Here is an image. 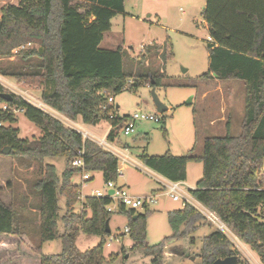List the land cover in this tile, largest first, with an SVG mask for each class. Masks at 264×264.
Returning <instances> with one entry per match:
<instances>
[{
	"label": "trees",
	"instance_id": "trees-1",
	"mask_svg": "<svg viewBox=\"0 0 264 264\" xmlns=\"http://www.w3.org/2000/svg\"><path fill=\"white\" fill-rule=\"evenodd\" d=\"M124 1L19 0L16 5L3 6L0 9V59L11 57V51L26 39L38 41L42 53L19 51L17 55H21L23 64L1 66L0 76L19 79L23 84L44 86L46 91L40 95L42 103L72 121L79 119L85 125L96 126L106 120L111 127L106 138L113 141L119 135L122 123L113 114L109 115L112 108L106 99L123 91L129 77L123 70L120 49L105 50L100 44L104 34L111 29L112 19L123 13ZM202 18L210 43L206 46L208 72L199 79L242 84L240 133L204 138L200 156L190 150L181 157L169 154L154 157L143 153L139 158L146 169L170 182H185L187 164L201 163V178L189 194L215 213L264 264V178H261L262 174L264 176V0H205ZM152 47L158 50L152 45L143 48L141 64L152 55ZM160 57L165 59V52ZM33 58L40 61V65L34 64L39 71L29 75L24 61ZM160 82L161 77L152 74L143 79V83H149L152 88ZM141 84L135 81L129 89H136ZM101 91L105 97L98 95ZM1 93L4 89L0 86ZM10 95L11 102L0 99L6 103V110L0 111V155L3 148L9 147L16 156L30 158L36 163L45 158H65L70 165L82 152L87 172L100 173L103 182L116 179L115 157L94 142L83 141L77 132L23 99ZM103 106L104 110L101 109ZM13 110L21 111L40 128L41 138L22 140L18 138V130L3 127L4 123H16ZM230 126L227 122L225 133L229 132ZM78 171L66 167L58 177L53 165L44 166L42 177L34 185L39 199V244L34 248L24 245L25 233L17 227L14 210L0 200V264H6L8 258L12 259L11 264H108L103 247L105 238L110 236L105 233V223L108 221L109 225L112 216L105 210L109 202L108 199L86 197L82 211L74 213L72 207L78 190L70 187L69 182ZM59 183L67 214L61 218L62 234L57 229ZM117 214L127 219V235L132 241L130 250L149 257L150 264H161L164 242L151 247L145 245L147 218L151 211L138 214L120 210ZM201 218L189 205L168 213L171 238H182L185 231L181 228H193ZM78 232L101 239L94 248L80 252L75 247ZM14 238H19V248ZM56 240L61 243L60 254L43 255L42 245ZM9 246H15L18 255L10 254ZM23 247L29 252H22L20 248ZM234 256L242 264L238 251L220 232L213 230L203 239L201 264ZM112 257L110 255V259Z\"/></svg>",
	"mask_w": 264,
	"mask_h": 264
},
{
	"label": "rangeland",
	"instance_id": "rangeland-1",
	"mask_svg": "<svg viewBox=\"0 0 264 264\" xmlns=\"http://www.w3.org/2000/svg\"><path fill=\"white\" fill-rule=\"evenodd\" d=\"M18 1L0 0V9L6 5H16ZM204 6L205 0H125L123 13L112 19L111 29L104 34L100 44L101 49H120L123 70L129 77L127 87L120 93L111 95L113 103L110 105L112 109L109 115L113 114L119 119L122 126L134 113L156 114L152 90L155 91L159 102L167 107V111L159 115L160 122H137L134 132L129 136H124L119 131L117 143L114 144L138 166L137 168L129 166L124 172V179L119 181L118 185L128 187L136 196L159 194L157 203L149 208L151 214L147 218L145 245L151 247L164 242L161 264H201L202 241L214 228L201 218L195 222L193 228L191 226L181 228V231H185L182 238H171L172 230L167 215L180 210L182 204L180 201L173 202L166 195V190H162L159 183V177L146 169L139 157L143 153L154 157L166 154L181 157L187 155L190 150H193L196 156H200L204 138L222 137L226 134L236 136L240 133L244 93L242 84L199 79L208 72L206 46L210 43L207 25L202 18ZM151 45L158 50H153L152 47V55L141 64L143 48ZM40 49L42 48L38 41L26 39L11 51V57L0 59V67L23 64L20 60L21 55H17L19 51ZM162 52H165V59L160 57ZM24 63L28 67L26 72L29 75L39 71L34 68V64L40 65L36 58L25 60ZM30 66L32 67L29 68ZM149 74L161 77L157 87L152 88L149 83H143V79H147ZM2 80L10 84L7 87L0 84L4 93L21 99L22 94L27 93L40 101L41 93L46 91L40 84H23L19 79L9 77ZM135 81L142 84L136 89H129ZM5 109L6 103L0 101V111ZM12 113L16 123L12 125L4 123L3 127L10 126L18 130V138L22 140L32 141L41 138L40 128L31 123L22 112L15 110ZM67 120L72 121L68 118ZM72 122L78 123L98 139H103L110 127L106 120H102L96 126L85 125L79 119ZM227 122L231 126L229 132L225 133ZM67 124L63 123L64 126ZM10 154L11 152L6 156L0 155V200L14 210L17 227L25 233L24 245L34 248L39 244V199L34 185L42 177L46 164L56 168L58 177L70 165L66 163L65 158H45L41 163H36L30 158ZM82 174L80 171L74 173L69 182L70 187H76L78 190L76 202L72 207L74 213H80L85 198L103 187L100 173H91L92 180L88 182H82ZM201 175V163L187 164L183 190L188 196L189 191L195 189ZM262 177L264 178L263 174ZM60 183L57 229L59 234H62L61 218L67 214L65 196L61 194ZM136 212L141 213L140 210ZM86 213L89 217V211ZM126 222L127 219L122 214L111 216L108 225L111 235L105 238L109 247L104 245L103 256L108 264H150L149 257L130 250L132 241L124 234ZM110 237L115 239L109 242ZM14 239L19 248L17 242L19 238ZM100 239L95 235L78 232L75 247L78 251L84 252L94 248ZM238 241L233 240L232 244L238 251L242 264H262L258 254ZM7 249L10 254H14L17 248L9 246ZM20 249L24 253L29 252L24 247ZM60 252L61 243L58 240L45 243L41 248L43 255H58ZM110 255L113 256L111 259ZM11 262V258L5 261L6 264Z\"/></svg>",
	"mask_w": 264,
	"mask_h": 264
},
{
	"label": "built area",
	"instance_id": "built-area-1",
	"mask_svg": "<svg viewBox=\"0 0 264 264\" xmlns=\"http://www.w3.org/2000/svg\"><path fill=\"white\" fill-rule=\"evenodd\" d=\"M3 77L0 76V84L4 86H10V84L4 80ZM12 87V86H11ZM17 90L16 88H14ZM99 96H104L105 94L101 91L98 92ZM22 98L25 102L33 106L34 108L42 111L43 113L51 116L52 118L58 120L59 122L68 123L66 127L72 129L77 132L82 140H89L97 144L101 149L111 154L113 157L117 159V171H116V179L114 181L103 182V187L100 190H96L89 197L96 199H108V204L105 206V210L108 214H117L120 210L122 211H138L144 212L145 210H149V208L157 203V198L159 194L152 193L146 196H136L133 195L128 187L118 185V182L124 179V172L128 169L129 166H133L137 168V164L132 161L128 155L124 154L120 150L116 148L114 144L117 143L116 138L113 141L107 140V135L111 129L108 128L106 131V135L103 139H98L88 131H86L83 127L78 125L76 122H72L67 120V118L62 116L60 113L54 111L48 106L44 105L41 101L36 100V98L28 95L27 93L22 94ZM106 103L111 105L113 103L112 96H108L106 99ZM101 109H105V107H101ZM6 110V109H5ZM15 111V110H13ZM21 112V111H20ZM60 119H59V118ZM150 121V122H158L159 114H147V113H134L132 116L128 117L126 122L122 125L120 132L124 136H129L134 132L135 125L137 122ZM62 123V124H63ZM82 152L78 154V156L70 163L71 168L77 169L80 172H83L81 176L82 182H88L92 180L90 176L91 172H87L84 169L83 159L81 157ZM155 174V173H154ZM157 175V174H156ZM159 177V183L162 186V190H166V195L173 202H181L182 207L186 205L194 208L202 218L214 228L215 231L223 234L231 243L233 240L238 241L239 239L231 232V230L223 223V221L208 208L194 200L191 195L188 196L183 190V182H170L163 177L157 175ZM112 191L110 195L109 192ZM161 191V190H160ZM82 209V208H81ZM124 234H128V228L126 227L124 230ZM123 234V235H124ZM111 235V234H110ZM115 239L110 237L109 242ZM239 242V241H238ZM105 245L109 247V244L105 242ZM233 245V244H232ZM235 248V247H234ZM236 249V248H235Z\"/></svg>",
	"mask_w": 264,
	"mask_h": 264
},
{
	"label": "water",
	"instance_id": "water-1",
	"mask_svg": "<svg viewBox=\"0 0 264 264\" xmlns=\"http://www.w3.org/2000/svg\"><path fill=\"white\" fill-rule=\"evenodd\" d=\"M1 25V23H0ZM40 54L42 53V49L39 50ZM151 96H152V100L156 109L157 114H162L164 112L167 111V107H165L162 103L159 102L157 96L155 95V91L152 90L151 91ZM0 99L5 101V102H11L12 101V97L10 94L7 93H1L0 94ZM117 108V107H116ZM13 153L15 154V151H11V149L9 147H5L1 150V154L6 156L9 153ZM109 194H112V191L109 192ZM105 233L109 234L110 233V229L108 226V221L105 223ZM212 264H239V260L237 257H227L225 259H218L216 261H214Z\"/></svg>",
	"mask_w": 264,
	"mask_h": 264
},
{
	"label": "crops",
	"instance_id": "crops-1",
	"mask_svg": "<svg viewBox=\"0 0 264 264\" xmlns=\"http://www.w3.org/2000/svg\"><path fill=\"white\" fill-rule=\"evenodd\" d=\"M224 131H225V128H224ZM150 171V170H149ZM152 172V171H151ZM153 173V172H152ZM185 182H183V184H184ZM158 190H156V192H157ZM133 194V193H132ZM133 195H135V194H133Z\"/></svg>",
	"mask_w": 264,
	"mask_h": 264
}]
</instances>
